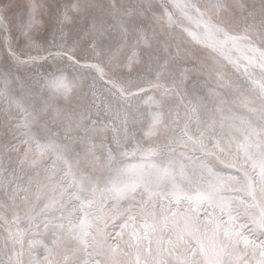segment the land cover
<instances>
[{
    "label": "snow or ice",
    "instance_id": "snow-or-ice-1",
    "mask_svg": "<svg viewBox=\"0 0 264 264\" xmlns=\"http://www.w3.org/2000/svg\"><path fill=\"white\" fill-rule=\"evenodd\" d=\"M13 7L0 0V264H264V0L173 2L188 22L177 27L196 50L165 33L158 51L145 37L144 18L174 24L176 11L166 3L157 16L143 2L29 0L20 37L47 55L27 58L5 24ZM129 35L156 60L154 78L128 80L136 91L122 86V73L134 70L138 54L116 61ZM49 37L55 51L42 47ZM82 45L105 56L113 75L105 79L99 64H82ZM234 51L243 54V68ZM49 57L66 60L73 72L56 67L45 76L36 65ZM30 66L35 71L26 74ZM84 68L96 70L110 98L81 82ZM192 72L207 76L203 85L214 83L217 103L202 113L183 105L181 116L168 105L182 101L179 89ZM42 82L50 95L38 108L30 95H8L9 84L31 94ZM148 88L159 92L145 101L151 112L144 123L133 98ZM58 99L72 110L65 113ZM238 104L247 114H236ZM13 107L23 114L15 123ZM71 122L82 134L71 135ZM61 129L64 141L56 143ZM177 140L186 149L179 158ZM76 144L83 156L72 163Z\"/></svg>",
    "mask_w": 264,
    "mask_h": 264
},
{
    "label": "bare ground",
    "instance_id": "bare-ground-1",
    "mask_svg": "<svg viewBox=\"0 0 264 264\" xmlns=\"http://www.w3.org/2000/svg\"><path fill=\"white\" fill-rule=\"evenodd\" d=\"M168 1L170 2L169 11H176L175 9L171 7L173 2L180 3V4L182 3L205 4V3L210 2V0H168ZM36 2L38 4H44L46 6L47 4L51 3L52 0H36ZM61 2L62 3L68 2V0H61ZM102 2L107 3V0H102ZM140 2H143L145 4L150 3L153 6V10L156 12V15L157 16L160 15L159 6L163 3V0H123V3L125 4H137ZM28 3H29V0H16L14 4L15 5L14 16L9 17L7 16V13H6L7 18L5 20V24L11 30V33L14 37L15 46L17 47L18 50H21L24 53L23 56L32 55V54H36L37 56L46 55L47 53L43 50L26 47L23 42V39L20 37L19 29L21 25L27 20V12L25 9V5ZM173 20L175 21V23L170 25L166 17L158 22H153L150 19V17L144 18L145 37L152 42L153 50L158 51L163 48V44L161 41L165 33L171 34L172 36L176 37L177 42L183 40L184 45L186 47L196 50L194 46L188 42V39L185 36L181 35L180 29L179 27H177L178 24L182 26H188V22L179 15L178 11H176V15L173 17ZM192 29L195 30L194 25L192 26ZM113 34L114 36L118 37V33H116L115 30H113ZM42 47L49 48L51 50H56L51 44L50 37L48 38V42H42ZM107 51L108 49L106 47L105 52L107 53ZM112 51H115V42L113 44ZM133 51H135L138 54L139 60L138 62L134 63L133 65L134 70L131 73H128L127 71L122 73V75L125 78L122 86L129 87L131 88V90L135 88V85L134 83L129 84L128 83L129 79L132 81H137L138 78L140 77L151 79V78H154V73L156 70V60L155 59L148 60L147 56L145 55L148 49L145 47L142 41L137 43V40L132 35H129L127 37V43L125 46L121 48V51L117 54L116 61L126 62L127 57L130 56ZM173 51H174V48H173ZM197 54L207 59L206 51H197ZM231 55L241 58V67L243 68L244 64L246 63V61L243 60V54L241 52L234 51L231 53ZM77 56L83 61H90V60L100 61L101 63L105 65V68H103L104 73L106 74L105 76L109 78L110 76L113 75L112 70H111L112 65L109 64L108 59L105 56L94 55L92 50L88 48L87 46L82 45V48L79 49L77 52ZM0 59H2V56H0ZM55 61L49 58L47 61H43V63L37 64L36 66L39 68V71L41 73L47 76L48 73L55 70L56 68L54 65ZM116 61H113V63H116ZM187 66L191 67V65H187ZM228 67L229 69H231V65H229ZM61 68L65 70L66 74L73 72L70 66L64 65ZM32 71H35V68H31L30 66V68L26 70V74H30ZM175 71L178 72L179 70L176 69ZM79 73H82L86 75L87 77L85 76L81 77ZM239 73L242 74V72H239ZM77 75H78V78L81 79V82L85 85L95 83L98 96H101L102 98H110V94L106 90L107 86L104 84L103 81L101 82V80H99L95 76L93 71H91L88 68L80 69ZM237 77H239L238 74L232 75L233 79H236ZM206 79H207V76L192 72L188 74V77L185 80L184 85L180 87V90L182 91L180 93L186 96L187 103L195 107L197 112H201V113L203 112L204 106L206 105L208 100H215V102L217 103V98L214 95H212L210 91V88L214 89L215 85L211 81L209 85L207 86L203 85V81ZM2 87L3 85L0 84V88ZM8 89H9L8 95H11L15 99H21L22 97L30 95V102L33 100L39 101L40 103L31 102V104L35 106L36 108H38L43 103L44 99H46L50 95L49 90L46 87H44L43 82L38 88H34L31 94L21 92V90L16 85H13V84H9ZM158 92L159 90L152 89L151 91H148L147 94L144 93L142 95H139L140 97H143L142 99H138L136 97L133 98L136 103V107L133 108V112H136L138 109L140 113H143V116L141 117V119L144 121V123H147L148 114L151 112V108L149 107L148 104H146L145 101L147 100L148 95L158 97ZM57 105L61 107L63 110L69 109L65 113H68L72 110L71 106L65 105L63 101L60 99L57 100ZM170 105H171V101H169L168 106L169 107L173 106V105L171 106ZM206 106H208L209 108L213 107L211 105H206ZM190 114L191 112L189 113V115ZM183 115H184V112H183ZM193 115H195V113H193ZM35 131L37 132V130L33 128L34 133H36ZM107 135L109 137L112 135L110 130L107 133ZM139 135L140 133L138 132L137 137H139ZM178 141L179 140H177V142L175 143H179ZM44 142L47 143V140L44 139ZM135 142L136 141L133 140V143ZM56 143H60V142L56 141ZM145 143L146 144L148 143L147 139L145 140ZM173 148L177 150L174 144H173ZM77 152L78 154L80 153L83 155V146H81L80 151L78 148ZM70 161H73V157H70Z\"/></svg>",
    "mask_w": 264,
    "mask_h": 264
},
{
    "label": "rangeland",
    "instance_id": "rangeland-1",
    "mask_svg": "<svg viewBox=\"0 0 264 264\" xmlns=\"http://www.w3.org/2000/svg\"><path fill=\"white\" fill-rule=\"evenodd\" d=\"M12 2H13V4H15V2H16V0H12ZM163 3H168L167 5L169 6V4H170V2L168 1V0H163ZM7 16H14V7L13 8H11V9H9L8 10V12H7ZM194 28V27H193ZM53 51H55V50H53ZM47 55V54H46ZM31 56H37L36 54H32ZM22 58H27V56H22ZM49 58H51V57H49ZM43 61H45V60H39V61H37V64H40V63H43ZM81 63L82 64H85V63H87V64H99L102 68H105V65L103 64V63H101L100 61H98V60H90V61H83V60H81ZM55 67H63L64 65H67V66H69V64H68V62L66 61V60H56L55 61ZM85 69V68H84ZM91 71H93V73L95 74V76L99 79V77H98V73L96 72V70L95 69H90ZM234 71V70H233ZM258 71V70H257ZM80 75H81V77H83V76H85V77H87L86 75H84V74H82V73H79ZM230 75L232 74V72H230L229 73ZM235 74H238L239 75V77L241 78V79H243V75L241 74V73H239V72H235ZM105 79H108L106 76H105ZM100 80V79H99ZM102 82V81H101ZM210 83V82H209ZM147 87V86H146ZM152 89L151 88H148L147 89V92L148 91H151ZM132 91H136V88H134V89H132ZM180 92H182L180 89H179V92H178V95H179V97H182V101L180 100V99H178V98H173L172 100H170L171 101V105H173L172 107H170V108H172L173 109V111H180V113H181V116H183V112H184V109H183V105H187L190 109L191 108H193V106L192 105H189L188 103H187V101H186V96L185 95H183L182 93H180ZM142 94H144V93H139V95H142ZM227 99H229V100H231L232 98H231V96H229V97H227ZM35 100H33V101H31V102H33V103H40L39 101H35ZM3 103H7V101L6 100H4V101H2ZM216 104V102H215V100H208L207 101V103H206V105H211V106H214ZM170 105V106H171ZM238 109V110H237ZM69 109H64V111L65 112H67ZM235 112H236V114L237 115H245V114H247V108H245V107H243V106H241V105H236L235 107H234V109H233ZM238 111V112H237ZM240 111V112H239ZM193 115V113H191L190 114V116H192ZM11 117L13 118L12 119V122L13 123H15V119L16 118H20V119H22L23 118V114L22 113H20V112H18L14 107H13V109L11 110ZM3 119L4 120H8V116L7 115H5L4 117H3ZM69 123H70V121L68 120V119H64L63 120V127H67L68 125H69ZM181 124H183V120L181 121ZM34 129H36L37 130V132H36V135H37V138L38 139H40V142L41 143H45L44 142V138L43 137H45L46 136V133L45 132H43L42 130H38L36 127H34ZM177 131V133H178V129L176 130ZM79 134H82V133H78V131H77V129H76V127H75V123L74 122H71V135L72 136H77V135H79ZM3 140H4V142L5 143H7L9 140H11V137H9V136H4L3 137ZM57 142H60V143H62L63 141H64V132H63V130L61 129L60 130V136H59V139H57L56 140ZM179 143H174V145H175V147H176V149L177 150H175L176 151V154H177V158H179V156H180V154L181 153H184L185 151H186V149H185V147H184V144L181 142V141H178ZM81 146L82 145H79V144H76V145H74L73 146V155H72V157H73V161H71L72 163H75V161H76V159L78 158L77 156H76V154H78V152H77V149L79 148V151H80V148H81ZM189 155H191V153H189ZM195 155H201L200 153H197V154H195ZM13 156H14V158H15V153L13 154ZM79 156L80 157H82L83 155L82 154H80L79 153ZM45 160H47V157L45 158ZM14 166H15V164H14ZM59 165H58V167H57V170H59ZM25 171H27V172H31L32 170L31 169H28L27 168V166H25ZM226 172H232V171H234V170H225ZM36 238H41L40 237V235L38 234L37 235V237ZM46 242H47V239H46ZM42 253H43V249H41V248H38V249H36V254L37 255H42Z\"/></svg>",
    "mask_w": 264,
    "mask_h": 264
}]
</instances>
